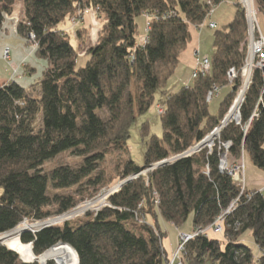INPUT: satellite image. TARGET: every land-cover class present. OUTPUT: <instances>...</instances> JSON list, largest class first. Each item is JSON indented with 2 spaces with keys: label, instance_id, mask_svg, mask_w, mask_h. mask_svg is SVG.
<instances>
[{
  "label": "trees",
  "instance_id": "obj_1",
  "mask_svg": "<svg viewBox=\"0 0 264 264\" xmlns=\"http://www.w3.org/2000/svg\"><path fill=\"white\" fill-rule=\"evenodd\" d=\"M222 2L0 0V32L9 18L13 24L19 21L15 32L29 40L34 35L36 54L48 61L43 78L29 88L16 80L0 81V235L25 219L44 220L84 200L62 190L80 192L86 186L99 190L106 183L101 166L116 150L128 156L117 169L120 182L147 167L153 170L147 177L126 182L111 196L116 208L108 206L35 233L23 232L21 241L32 244L36 256L64 243L77 252L79 264H169L163 244L166 232L159 220L180 227L191 217L194 228L216 226L223 219L221 233L226 240L198 234L187 245L185 264H264V189L243 188L235 177L221 171L217 149L211 154L203 149L155 167L201 143L244 87L248 22L240 4L232 1L237 6L235 16L220 28L214 17ZM18 3L16 14L13 9ZM258 5L264 13L263 0ZM91 14L102 25L96 43L87 49L86 63L80 66L78 50L59 26L76 17L80 34ZM141 16L147 20L142 38L137 21ZM212 21L217 26L213 56H205L211 63L209 71L177 89L169 87L180 54L192 40L191 26L209 27ZM5 50L4 59L10 60ZM232 70L238 74L230 82ZM214 87L219 93L208 100ZM226 89L219 114H212L209 103ZM154 106L163 134H152L149 121L141 124L145 153L140 165L131 157L129 141L134 125ZM241 115V125L230 123L222 138L232 143L236 159L247 151L264 171L261 69L253 71ZM67 152L82 162L46 170L49 161ZM51 206L56 210H46ZM143 215L146 223L141 222ZM149 216L156 223H149ZM247 232L253 234L257 251L244 243ZM0 264L40 263L24 262L17 252L0 245Z\"/></svg>",
  "mask_w": 264,
  "mask_h": 264
},
{
  "label": "rangeland",
  "instance_id": "obj_2",
  "mask_svg": "<svg viewBox=\"0 0 264 264\" xmlns=\"http://www.w3.org/2000/svg\"><path fill=\"white\" fill-rule=\"evenodd\" d=\"M256 4H257L256 6L258 7L256 9V11L258 13H257V15H255V22H254V24L256 26V32L258 31L260 33V31H261L264 34V13L260 10V7L258 5V0H256ZM236 10H237V6L234 2H232V0H223V2L220 5H218L214 19L218 22L220 28L227 25L231 20H233L235 13H236ZM245 15H246V12H245ZM23 17L24 16H22L20 18V20H23ZM90 17L91 18L89 19V16H88L86 24L80 28V32H81L80 34L77 32H78V28L81 25L76 23V21L73 20V18L66 19L59 26L60 28H63L68 32L74 46L78 50V53H79L78 65H80V66L81 65L83 66L86 63V61H87V49L89 48L90 45H93L96 43L98 32H99V29L102 25L101 21L98 20V18L96 17V14H91ZM246 17H247V15H246ZM137 21L139 24V32L141 35L140 38H142L143 35L145 34V26H146L147 20H146L145 16H141L138 18ZM18 23H19V21L12 25L7 20L6 24H5V30H3V32L0 33V81L6 82V81H10V80H16L20 84H22L24 87L29 88V87H31V85L35 84V81L38 80L39 77L43 78L45 71L47 69V66H48V61L43 59V58H40L36 54L35 48L37 47V42L35 39L30 38V40H29V38H26V37L19 35L15 32V28L18 30ZM214 29L207 27V24H206V26H204V25H202V26L192 25L191 26L192 32L193 33L197 32L199 35L198 40H199V51H200L199 53H200V55H206L209 57L213 56V53H214L213 34L215 32ZM248 30H249V28H248ZM5 45L8 46V48L11 50L10 60L4 59V50H5L4 46ZM185 50H183L181 52L180 58H181L182 53ZM9 54H10V52H9ZM198 59L196 61V64H195L193 71H191L189 67L180 65L179 68L177 69V71L175 72V74L169 80L168 86L170 84H173V87H175L176 89L179 88V86H180L179 80H181V78L189 77L191 75V73H192V75H191V79L189 80V82H191V80H193L194 78H197L194 76V73L196 71ZM24 61L26 62L25 63L26 65L23 64ZM27 64L33 65L34 67H36V70L30 73L29 68H27ZM18 65H20V67H18ZM26 72L28 74H25ZM263 72H264V69H263ZM237 74L238 73L236 72L235 76H233L232 78L229 77V81L233 82V80H235ZM252 74H253V72L251 70V67L250 66L245 67V74H244V78H245L244 83L245 84H244V86L246 85V82L249 78L251 80ZM199 76H201V74ZM243 88L241 90H239L235 101L233 102V104L231 105V107L229 108V110L227 111L225 116L222 118L220 123L217 124V126H221L222 124H224L226 119L231 114L232 109H234L237 106L238 100L240 99L242 92L245 89V88L244 89ZM34 90H36V91H34L35 93L38 92L37 88ZM227 91L228 90L226 89L225 91H223L222 95L213 99L209 103L210 111L212 114H216V115L219 114L221 102L224 100V98L227 94ZM239 111L241 113V108L238 109V112ZM145 121L150 122L152 134H158L160 136L163 134L162 120H161V117L159 115H157L156 108L154 106L151 108V110L146 115L139 118V120L137 121V123L134 125V127L132 129V137L129 141L131 157L134 161H136L140 165H143V163H144V153H145V145H144L143 139L141 137L140 127H141V124ZM230 123H235L236 125H241L242 115H240L238 113V116L235 119H233ZM229 124L227 125V127L229 126ZM217 126H215L211 130V132H209L205 136V138L201 141V145L203 143H205L208 139H210L214 135L215 131L214 132H212V131ZM222 131L216 137V140L214 142L207 143L205 145L204 149L207 150L208 154L213 153L214 149H217L219 151V157H220L219 166H221L223 161H225V157H226L227 161H229V163L230 162L235 163V161L238 162L241 166V169H240V172L236 173V179H237V182L242 185V187L244 186L246 188L245 176H244V173L246 170L245 156H246V154H249V153L247 151H245L243 153V155L241 156V158L236 159L231 154V146L229 147V149L226 148V146L224 144L225 141L222 138ZM201 145H199V147ZM199 147L189 149L188 152H186L185 154L175 155L173 157L184 156V155H187L188 157H192L196 154H199L203 150L202 147L201 148H199ZM127 158H128V156L126 154L121 153V152L116 151V150L112 151L107 156L106 160L104 161V163L101 166L106 171V183L103 184L99 188V190L93 191L92 188H88L86 186L85 188L81 189L80 192L74 191L75 190L74 188L70 189V190H62L61 191V192L70 193V194L75 193L78 198L84 199V200H82L84 202H82V204H80V205L78 204V207L71 209L67 212L59 213V214H56V213L53 214L52 213V215H50L48 218H46L44 220H36V219H29L28 218V219L24 220L20 225L25 226L26 223L29 225H36L38 223L41 224L44 221H47L49 218H51V219L57 218L58 219V218L62 217L63 215H67V214L71 213L72 211H75L76 209H79L80 207L84 206L86 201H89L88 203H90L91 201H95L94 204L91 206L92 208H96L103 203H108L110 205V207L116 208V206L111 203L110 198L112 195L118 193L120 191V189H122L123 185L125 184L124 182H127V180H132L134 177L138 178L140 175H144L145 177H147L148 173L151 170H153V168H154V167H150V168L147 167L142 172H140L138 174H132L131 176H128L126 179H124L122 182H120L117 169L119 166H121V164ZM81 162L82 161L80 158H78L77 156L73 155L70 152H67V153H64L62 155H59L56 159L49 161L45 167H46V170H50L56 166H60L63 164H70V165L76 166V165L80 164ZM161 162H163V161H161ZM155 167H157V166H155ZM114 188H118V190L115 192L116 189L113 190ZM46 210L55 211L56 209L54 206H51V207L47 208ZM72 217H70V218H72ZM73 221H75V220H73ZM148 221H149V223H151V222L156 223L153 220V218H151V216L148 217ZM141 222L146 223L144 215L141 216ZM159 224H160L161 229L166 232V237L163 239V243L165 242V244L168 245V250H169L168 253H169V257H170V263L169 264H172L174 259L177 260L175 264H185L183 256H184V253L186 251V248H187L189 241L182 240L183 234L194 235V234H196L197 231H199V234H201V235H208V236L213 237V238L216 237V238L220 239L221 241L226 240L225 233H219V231L216 230L217 229L216 226H214L213 229H211L210 226H207V227L198 226V227L194 228L191 217L186 223H184L180 227H177L173 223L168 222L162 218H160ZM57 226H60V225H57ZM40 229L41 228H38V229H36V231H38ZM12 231H10L8 233H11ZM8 233L0 235V236L7 235ZM244 238H245L244 243L246 245H248L249 247H251L252 249H254V251H257V244L255 243L253 234L251 232H247L244 235ZM171 248H173L174 250L171 251ZM15 252H17V251H15ZM32 252L34 253L33 248H32ZM17 253H18L19 257L21 258V260H23L24 262H28V263L38 262L35 260H33V261L25 260L19 252H17ZM177 254H178V257L176 258ZM34 255H35V253H34ZM50 261H54V260H50ZM47 262H46V264H47ZM43 264H45V263H43Z\"/></svg>",
  "mask_w": 264,
  "mask_h": 264
},
{
  "label": "built area",
  "instance_id": "obj_3",
  "mask_svg": "<svg viewBox=\"0 0 264 264\" xmlns=\"http://www.w3.org/2000/svg\"><path fill=\"white\" fill-rule=\"evenodd\" d=\"M232 1H235L238 4H240V6L243 8V10L246 12V15H247L246 19H247V22H248V28H249V30L247 32L248 33V57H247L246 67L250 66L252 72L255 69H261V70H263L264 69V34L261 31H260V33L258 31L256 32V26L254 24V22H255V15H257V13H258L256 11V9L258 8L256 6L257 5L256 4V0H232ZM82 16H84V15H82ZM73 20H75L76 23H78V19L76 17H73ZM81 20L84 21V17H82ZM216 26H217V23L216 22H213L212 21V22L209 23V27L210 28H213L214 29V28H216ZM149 28H150V26H148V30H149ZM30 38L31 39H35L34 35H32V34L30 35ZM146 40H147V38H146ZM8 51L10 52L9 48H6V50H5V57L7 59L10 58V54H9ZM210 66H211V63H210V60L207 57L199 58L198 59V63H197V67H196V71L194 73V76L195 77H198L200 74L201 75H205L209 71ZM235 75H236V71L235 70H232L230 72V74H229V77L232 78ZM250 83H251V80L249 78L247 80V82H246V85L244 86L245 89L243 88L244 90L242 92V95H241L240 99L238 100L237 106L234 109H232V112L229 115V117L226 119L225 123L222 124L221 126H217L212 131V132L215 131L214 135L210 139H208L205 143H203L202 145H201V143H199L198 145H196L193 148H197V147H199V145H201L199 148H201V147L203 148V147H205V145L207 143L214 142L216 140V137L220 134V132L233 119H235L238 116V113L241 115L240 111L238 112V109L241 108L242 102L244 101L245 93H246L248 87L250 86ZM218 93H219L218 92V87H214L209 92V94H208V100L212 99L213 96L218 95ZM158 109H159V111L161 113L163 112V108L162 107L159 106ZM230 117H232V118L230 120H228ZM224 144H225V146H226L227 149H229L230 146L232 147V143L231 142H224ZM186 152H188V151H186ZM186 152H184L182 154H185ZM182 157H188V156L187 155H184V156L173 157L170 160L171 161H175V160H177L179 158H182ZM219 167H220V170L221 171L227 172V173H229L230 175H232L235 178H236V173L240 172V169H241V166H240V164L238 162H235V163L234 162H230L229 163V161H227L226 157H225V161H223V163ZM243 188H244V186H243ZM113 190H115V192H116L118 190V188H114ZM82 202H84V201H81L79 203V205L82 204ZM88 202L89 201H86V203L84 204V206L80 207L79 209H76L75 211H72L71 213H69L67 215H63L62 217H60L58 219L57 218H55V219L49 218L47 221H44L41 224L38 223L36 225H29V224L26 223L25 226L26 227H29V230L28 231H31V232H34L35 233L36 232V229H38V228H46V227H50V226L63 225L65 223H67V222H70V221H73V220H76V219L85 217L90 212H98L99 210L102 209V207L104 205H107V206L110 207V205L108 203H103V204L99 205L96 208H92L91 206L94 204L95 201H91L90 203H88ZM76 207H78V204L74 208H76ZM74 208H72V209H74ZM70 217H72V218H70ZM222 220L223 219H221L216 224V227H217L216 230L219 231V233H221L222 230H223L222 222H221ZM210 228L213 229L214 226H210ZM198 234H199V231H197L196 234H194V235H185V234H183L182 240H184V241H190L192 238H194ZM177 257H178V254H177L176 258ZM176 261L177 260L174 259L173 262H172V264H175Z\"/></svg>",
  "mask_w": 264,
  "mask_h": 264
},
{
  "label": "crops",
  "instance_id": "obj_4",
  "mask_svg": "<svg viewBox=\"0 0 264 264\" xmlns=\"http://www.w3.org/2000/svg\"><path fill=\"white\" fill-rule=\"evenodd\" d=\"M19 11H20V8H19V3H18L15 5L13 12L17 14V12H19ZM21 11H23V10H21ZM8 21H9V23H11L13 25V21L11 20V18H9ZM61 29H63V28H61ZM198 37H199V35L197 32H195V33L192 32V40L189 42L186 50L182 53L181 58H180L179 66L182 65V66L189 67L191 71H193L197 59L200 57L206 56V55H200V53H199L200 51H199ZM6 47H8V46L5 45L4 48L6 49ZM10 58H11V50H10ZM25 63L26 62L24 61L23 64H25ZM179 66H178V68H179ZM18 67H20V65H18ZM27 68H29L30 73L36 70V67H34L33 65L27 64ZM27 72L25 74H28ZM191 75H192V73H191ZM191 75L189 77H186V78H181V80H179L180 86H182L184 83L189 82V80L191 79ZM41 79L42 78L39 77V79L36 80L35 83H38ZM169 87L173 88V84H170ZM245 161H246V170H245L244 176H245L246 188L249 190H263L264 189V171L259 169L258 167H256L254 165L249 154H246ZM163 244H164L166 251L169 252L168 245H166L165 242ZM173 250L174 249L171 248V251H173Z\"/></svg>",
  "mask_w": 264,
  "mask_h": 264
},
{
  "label": "bare ground",
  "instance_id": "obj_5",
  "mask_svg": "<svg viewBox=\"0 0 264 264\" xmlns=\"http://www.w3.org/2000/svg\"><path fill=\"white\" fill-rule=\"evenodd\" d=\"M232 116V115H231ZM230 117L228 120H230ZM226 128V127H225ZM224 128V129H225ZM205 147H203L204 149ZM108 207L104 205L102 208ZM26 226L19 225L11 233L0 236V242L6 245L9 249L19 252L25 260L38 261L43 264L47 261L54 260L59 264H79V257L77 252L69 245L58 244L49 251L40 256H35L32 252L31 244H24L20 240V234Z\"/></svg>",
  "mask_w": 264,
  "mask_h": 264
},
{
  "label": "water",
  "instance_id": "obj_6",
  "mask_svg": "<svg viewBox=\"0 0 264 264\" xmlns=\"http://www.w3.org/2000/svg\"><path fill=\"white\" fill-rule=\"evenodd\" d=\"M263 3H264V0H263ZM170 162H172L171 160H165V161H163V162H161V163H159L158 165H157V167H159V166H162V165H166V164H168V163H170ZM128 181H130V180H127V182ZM124 183H126V182H124ZM33 227V226H32ZM28 231L29 230V227H26V229L25 230H23V232H25V231ZM22 232V233H23ZM37 232V231H36ZM21 233V234H22ZM21 234H20V236H21ZM60 244H64V243H60ZM0 245H4L3 243H1L0 242ZM65 245H68V244H65ZM6 246V245H5ZM31 246H32V248H33V245L31 244ZM70 246V245H69ZM14 251V250H13ZM56 262V261H55ZM41 264V263H40ZM46 264V263H45ZM56 264H59L58 262H56Z\"/></svg>",
  "mask_w": 264,
  "mask_h": 264
}]
</instances>
